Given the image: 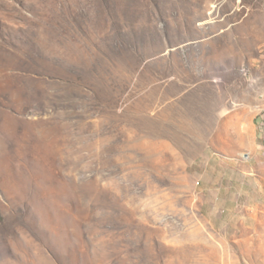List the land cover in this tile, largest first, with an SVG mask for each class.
<instances>
[{"label":"rangeland","instance_id":"obj_1","mask_svg":"<svg viewBox=\"0 0 264 264\" xmlns=\"http://www.w3.org/2000/svg\"><path fill=\"white\" fill-rule=\"evenodd\" d=\"M263 97L264 0H0V264H264Z\"/></svg>","mask_w":264,"mask_h":264},{"label":"crops","instance_id":"obj_2","mask_svg":"<svg viewBox=\"0 0 264 264\" xmlns=\"http://www.w3.org/2000/svg\"><path fill=\"white\" fill-rule=\"evenodd\" d=\"M237 135V136H236ZM235 135V137H236V141H237V145H236V147L234 148V149H231V150H228V149H224V151H227V152H229L228 154H229V156H231V157H233V156H235L237 153H238V151H239V144H240V137H241V135H238V134H236ZM244 141H243V146L244 147H247V148H249V149H252L251 151H253V150H255V146H254V144H252L251 142H250V139H243ZM260 156V155H259ZM231 157H226V156H218V157H213V159L214 160H216V161H220V162H225V163H229V161L228 160H230V161H233L234 159V157L233 158H231ZM210 180L209 179H207V181L206 182H209Z\"/></svg>","mask_w":264,"mask_h":264},{"label":"bare ground","instance_id":"obj_3","mask_svg":"<svg viewBox=\"0 0 264 264\" xmlns=\"http://www.w3.org/2000/svg\"><path fill=\"white\" fill-rule=\"evenodd\" d=\"M243 242H244V247L246 249V247H248L247 244H246V237L244 238ZM247 250H246V252H249L253 257H255L256 253L254 251L250 252V250L248 248H247Z\"/></svg>","mask_w":264,"mask_h":264},{"label":"built area","instance_id":"obj_4","mask_svg":"<svg viewBox=\"0 0 264 264\" xmlns=\"http://www.w3.org/2000/svg\"><path fill=\"white\" fill-rule=\"evenodd\" d=\"M264 98V97H263Z\"/></svg>","mask_w":264,"mask_h":264}]
</instances>
